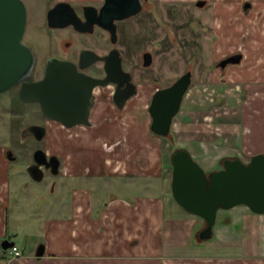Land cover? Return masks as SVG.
Instances as JSON below:
<instances>
[{
    "label": "crops",
    "instance_id": "0c3cea01",
    "mask_svg": "<svg viewBox=\"0 0 264 264\" xmlns=\"http://www.w3.org/2000/svg\"><path fill=\"white\" fill-rule=\"evenodd\" d=\"M259 1L252 0V4L257 6ZM213 4L216 16L220 12L226 17L219 23L217 59L238 49L242 52L238 64L223 70L232 69L235 81L244 83L232 133L237 146L227 156L246 161L253 153H264V36L257 33V27L264 26V9L260 19L253 17L255 9L240 19L248 26V32L240 36L232 19L239 12L240 0ZM102 108L106 112L95 123L91 120V126L61 127L65 131L84 127L85 135L74 131L64 138L60 130L53 134L55 143L66 142L52 152L60 159L58 174L67 180L54 181L52 191L58 195L48 210L56 213L41 216L36 233L27 228L8 229L9 208H17L21 198L12 194L17 184L11 185L8 174L1 173L8 169L10 159L0 147V264H264V212L232 205L221 213L210 238L197 239L205 220L173 197L169 162L154 146L155 139L140 140L139 125L124 129L123 120L107 114L111 110L107 102ZM22 176L20 171L16 174L19 184L27 183ZM12 215L22 218V213ZM23 217L28 218L27 214ZM235 223L240 225L238 234ZM6 238L17 246L18 254L1 245ZM40 243L44 251L38 256ZM219 247L227 248L219 253ZM229 247L238 252H228Z\"/></svg>",
    "mask_w": 264,
    "mask_h": 264
},
{
    "label": "rangeland",
    "instance_id": "374dc122",
    "mask_svg": "<svg viewBox=\"0 0 264 264\" xmlns=\"http://www.w3.org/2000/svg\"><path fill=\"white\" fill-rule=\"evenodd\" d=\"M22 1L27 9L22 42L33 51L36 57L33 70L34 79L43 76L46 60L51 55L75 60L82 48L91 47L102 54L111 47L106 33L101 29H96L91 35L74 32L69 27L48 29L46 11L54 0L51 2L47 0ZM195 1L153 0L154 14L149 20L146 19V11H143L137 18L130 19L120 26V42L124 55L123 68L133 72V80L137 84L138 93L131 98L122 111L116 114L115 109L110 107L111 112L107 113L113 117L117 116L118 120H123L124 129L132 124L139 125L137 130L143 131L139 134L140 140L146 139L152 142L150 140L155 139L154 146L163 153V160L168 159L167 176L170 178L172 170L170 156L177 147L189 149L193 158L208 172L219 168L220 158L230 154L235 150L234 146H237L232 133L236 132L233 128L237 127L239 110L237 104L243 97L242 85L244 83L239 80L235 81L232 69L222 70L215 67L218 57L216 37L220 34L219 23L223 16L220 12L219 17L216 16L218 11H214L213 3L226 0H206L205 6L201 8L195 5ZM257 4V6L253 4L252 9L255 10H251L255 20L262 16L264 0H260ZM227 13L232 16V11ZM232 17L233 21H237L235 32L240 36L246 34L248 26L240 22V19L248 18L243 13V9L239 8V12ZM229 21L226 22L229 23ZM257 28L260 29L257 33L264 36V26ZM66 41H70V44L66 45ZM144 50L151 52L153 56L149 68H142V65L137 66L136 64L141 61V53ZM100 67L101 63L98 62L87 71L99 72ZM187 70L192 72L191 84L183 97L179 112L173 118L170 132L165 136H155L158 134H154L149 127L151 116L148 106L152 94L156 89L173 83ZM111 91V86L104 88V91L96 89V95L99 99H103L99 105L109 102ZM17 92L18 87H14L0 94V147L4 153L6 149H11L16 156L14 160L7 159L10 161L8 169L1 173L8 174L11 185L17 184L12 194L21 198L17 208L12 206L9 208L8 229L27 228L29 233L33 234L40 229L41 216L56 213L54 209L48 210L52 199L58 195L52 191L54 181L60 177L67 180V177L61 173L52 175L45 171L42 180L32 179L25 170L26 163L31 161V151L36 146L47 152H52L60 145L65 146L66 142L62 140L60 143L54 142L53 134L59 130L63 132L64 138L68 137V133L71 136L74 131H81L85 135L88 130L84 127H76L67 131L61 129L58 123L46 120L38 103H25L17 99ZM92 120L95 123L98 116H94ZM30 124H45L48 129L46 135L40 140L33 136H22L21 131ZM93 140L95 141V139H89L88 142ZM93 147L96 145L93 144ZM18 170L24 174L22 177L27 183L19 184L16 178ZM224 211L226 209L222 208L216 211L213 225L217 223ZM12 213H22V218L15 219ZM24 214H27L28 218L23 217ZM233 226L235 233L239 232L240 225L235 223ZM19 242H22L21 238ZM225 248L227 247H219L217 252H224ZM227 250L233 253L238 252L236 247H229Z\"/></svg>",
    "mask_w": 264,
    "mask_h": 264
},
{
    "label": "water",
    "instance_id": "95a60500",
    "mask_svg": "<svg viewBox=\"0 0 264 264\" xmlns=\"http://www.w3.org/2000/svg\"><path fill=\"white\" fill-rule=\"evenodd\" d=\"M205 0L196 5L202 7ZM248 4H244L247 7ZM141 9L139 0H105L97 10L84 7L86 19L81 20L73 7L65 1L57 2L47 13L49 27L60 28L72 25L80 32H93L94 24L109 31L111 42L116 41L114 20L125 19ZM91 10L88 18L87 11ZM27 21V9L22 0H0V94L19 86L18 98L24 102H38L43 114L59 122L66 128L77 125L89 126L90 111L93 106V94L97 87L116 84L112 95L117 107L136 92L131 75L122 68L119 50L113 48L106 56H100L92 50H82L79 64L51 57L47 59L43 76L33 78L36 58L33 51L22 42ZM144 66L152 61L150 52L143 55ZM239 54L229 56L219 65L238 63ZM103 60L105 76L101 78L85 74L79 69ZM192 72L187 70L173 83L156 89L151 97L148 111L151 116L150 130L158 135L170 132L173 118L179 112L181 102L190 84ZM123 84H125L123 86ZM34 134L37 139L45 135V127L29 125L21 131L22 136ZM9 159L14 158L13 151L7 150ZM34 163L27 166L32 179L42 180L44 171L41 164L50 166L56 174L60 159L52 154L47 158L45 150L38 147L33 152ZM171 191L175 200L186 210L201 216L205 225L198 236L207 239L212 236L215 214L219 208L226 209L235 204H244L256 213L264 212V153L256 152L246 161L239 157H223L219 168L206 172L193 158L187 148L177 147L171 154ZM12 241L3 239L1 245L9 247ZM44 251L43 243L36 248V255Z\"/></svg>",
    "mask_w": 264,
    "mask_h": 264
},
{
    "label": "flooded vegetation",
    "instance_id": "af4514ba",
    "mask_svg": "<svg viewBox=\"0 0 264 264\" xmlns=\"http://www.w3.org/2000/svg\"><path fill=\"white\" fill-rule=\"evenodd\" d=\"M47 1L51 2V0H47ZM59 1H65V2H68V3L73 7V9H74L75 13L77 14V16H78L81 20H85L86 17H85V14H84V7H85V6H91V7L96 8L97 10H99V9L102 7V5L104 4L105 0H54V2L52 3V5H51L50 7L47 8V11H46V26H47L48 29H63V28H68V27H69V28H71L72 31H74V32H77V33H80V34H89V35L93 34V33L95 32L96 29H101L102 31H104V32L106 33L107 40H109V42H110V44H111V47H110L107 51H105L104 53H102V54H99L98 52H96V51H95L94 49H92L91 47H87V48H82V49L79 51L78 56H77V58H76L75 60H73V59H69V58H66V57H62V56H58V55H53V56L51 55V56H50V58H51V57H57V58H61V59H67V60H70V61L74 62L76 65L79 64V61H80V53H81L82 50L88 49V50H92V51L96 52V53L99 54L100 56H106V55H108V54L110 53V51H111L113 48H117V49L119 50V55H120V57H121V63H122V68H123V59H124V55H123V52H122V47H121L122 45H121V42H120V38H121V27H120V26H121L122 24H124V22L129 21L130 19L132 20V19L137 18V17H138L143 11H146V19H147V20H149L150 17L154 14V3H153V0H139V1H140V4H141V9L139 10V12H137L136 14L131 15V16L125 18V19L114 20V23H115V25H116V41H115V43H112V42H111V35H110L109 31H107L106 29L102 28V27H101L100 25H98V24H94L93 32H91V33L77 31V30H75V29L73 28L72 25H68V26L60 27V28H52V27H49V26H48V23H47V13H48L49 9H51V8H52L57 2H59ZM197 1H199V0H196V1L194 2L195 5H196V2H197ZM206 2H207V1L205 0V4H206ZM205 4H204L203 6H205ZM244 4H248V6H247V7H244ZM196 6H197V5H196ZM203 6H202V7H203ZM197 7H199V6H197ZM252 7H253L252 0H241L240 8L243 9V13H244V14H248V13H250L251 10H252ZM200 8H201V7H200ZM91 14H92V13H91V10L87 11V16H88V18L91 17ZM65 44H66V45H69V44H70V41H66ZM145 52H149V51L144 50V51L141 53V61H140V62H137L136 64H137V66H139V65L141 66V65H142V68H149L151 64H150L149 66H144V65H143V62H144L143 55H144ZM150 53H151V52H150ZM236 54H239V55L241 56V58H240V60H239V62H240L241 59H242V52L238 49V50H236V51H234V52H232V53L224 54V55H222L220 58H218V59L216 60V62H215V67L223 70V68L226 67V66H228V65H231V64H238L239 62H238V63H227L224 67H221V66L219 65L220 63H222V61H223L224 59L228 58L229 56L236 55ZM151 56H152V54H151ZM35 58H36V57H35ZM152 58H153V56H152ZM46 61H47V60H46ZM98 62L101 63V67H100L101 69H100L99 72H91V71H87L88 68H91L93 65H95V64L98 63ZM35 63H36V62H35ZM151 63H152V61H151ZM104 64H105V62H104L103 60H99V61L93 62V63L87 65L86 67H84L83 69H79V70L82 71V72H84V73L87 74V75H90V76H93V77H97V78H101V77L105 76ZM44 67H45V66H44ZM123 70L126 71V72H128V73L131 75V82L134 83V80H133V76H134V75H133V72H132L131 70H125L124 68H123ZM43 73H44V68H43ZM134 84H135V86H136V92H135V94L132 95L129 99H131L132 97L136 96V94L138 93L137 84H136V83H134ZM124 85H125V84H123V86H124ZM109 86L112 87V91H111V93L109 94V100H108L109 102H108V103L110 104V107H111V108L115 109L116 114H117V112H119L120 110L122 111V110L126 107L127 102L129 101V99L124 103V105H123L122 107H117V105L113 102V99H112V95L114 94L115 89H116V84H115V83H111V84H109V85H107V86H105V87H97V88H99V89H103V91H104V88L109 87ZM15 87H18V90H19V86H15ZM13 88H14V87H13ZM97 88H95V90H94V94H93V98H92V100H93V106H92V108H91L90 116H89V118H90V122H91V120H92V118H93L94 116L101 117V116H103L104 113L106 112V111H104L103 108L101 109V105H99V102H101L103 99H99V97L96 95V92H95V91H96ZM11 89H12V88H11ZM103 94H104V93H103ZM101 97H103V96L101 95ZM17 98H18V92H17ZM18 99H19V98H18ZM19 100H20V99H19ZM104 100H105V99H104ZM20 101H21V100H20ZM21 102H24V101H21ZM25 103H30V102H25ZM35 103H38V102H35ZM38 105H39V104H38ZM39 107H40V106H39ZM40 110H41V108H40ZM41 112H42V111H41ZM103 112H104V113H103ZM109 112H110V111H109ZM109 112L107 111V113H109ZM42 114H43V112H42ZM43 115H44V114H43ZM44 116H45V115H44ZM45 118H46V120H51V121H54V122L58 123V125H59L60 127L64 128V129H68V128L64 127L63 125H61L59 122H57V121H55V120H53V119H50V118H48V117H46V116H45ZM30 125H33V124H30ZM36 125H37V124H36ZM27 126H29V125H27ZM27 126H26V127H27ZM41 126H44V127H45V135H46V132L48 131L46 125L44 124V125H41ZM89 126H91V124H90ZM45 135H44V136H45ZM28 136H33L35 139H37V138L35 137L34 134H28ZM37 140H40V139H37ZM36 148H38V146H36V147L31 151V161H29L28 163H26V165H25V170H26V171H27V166H28V165H31V164L34 163L33 152H34V150H35ZM42 149H43V148H42ZM43 150H45V149H43ZM45 152H46V154H47V158H49L50 155L54 154L53 152H47L46 150H45ZM13 155H14V154H13ZM5 157H7V159H9L8 156H7V149H6V151H5ZM15 158H16V156L14 155V158H12V159H10V160H14ZM59 166H60V163H59ZM41 167H42V169H43V171H44V175H45V171H48V173H49V174H52V175H57V174H58V172H57L56 174L51 173V171H50V168H51V167H50V166L46 167L45 165L41 164ZM27 173H29V172L27 171ZM29 175H30V174H29ZM42 179H43V178H42Z\"/></svg>",
    "mask_w": 264,
    "mask_h": 264
},
{
    "label": "built area",
    "instance_id": "2783aa9c",
    "mask_svg": "<svg viewBox=\"0 0 264 264\" xmlns=\"http://www.w3.org/2000/svg\"><path fill=\"white\" fill-rule=\"evenodd\" d=\"M8 248H10V251H12L14 254H18L19 253V249L14 244H12L11 246H9Z\"/></svg>",
    "mask_w": 264,
    "mask_h": 264
},
{
    "label": "trees",
    "instance_id": "16d2710c",
    "mask_svg": "<svg viewBox=\"0 0 264 264\" xmlns=\"http://www.w3.org/2000/svg\"><path fill=\"white\" fill-rule=\"evenodd\" d=\"M16 98H17V97H16ZM17 99H18V98H17ZM224 157H226V156H224ZM222 158H223V157L220 158V161H221ZM171 165H172V164H171ZM223 221H224V222H227V221H228L227 217H224V218H223ZM196 236H197V239H200V238L198 237V234H197V233H196Z\"/></svg>",
    "mask_w": 264,
    "mask_h": 264
}]
</instances>
